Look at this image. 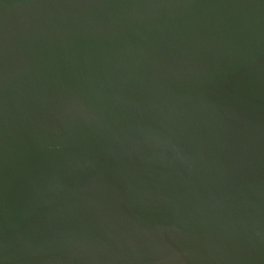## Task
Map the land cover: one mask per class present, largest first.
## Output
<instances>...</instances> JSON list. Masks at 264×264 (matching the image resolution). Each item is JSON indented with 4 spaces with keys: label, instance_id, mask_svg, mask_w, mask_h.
Listing matches in <instances>:
<instances>
[{
    "label": "water",
    "instance_id": "obj_1",
    "mask_svg": "<svg viewBox=\"0 0 264 264\" xmlns=\"http://www.w3.org/2000/svg\"><path fill=\"white\" fill-rule=\"evenodd\" d=\"M0 264H264V0H0Z\"/></svg>",
    "mask_w": 264,
    "mask_h": 264
}]
</instances>
